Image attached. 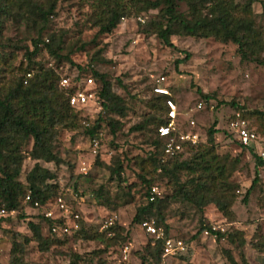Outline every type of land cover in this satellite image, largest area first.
Listing matches in <instances>:
<instances>
[{
    "label": "rangeland",
    "instance_id": "374dc122",
    "mask_svg": "<svg viewBox=\"0 0 264 264\" xmlns=\"http://www.w3.org/2000/svg\"><path fill=\"white\" fill-rule=\"evenodd\" d=\"M232 1L240 7L245 3V0ZM37 2L43 10L53 3V11L45 26L27 12L19 16L16 10L0 18V97L24 71L30 70L32 74L38 67L57 70L58 75L67 71L74 75L75 66H78L84 75L91 76V71H95L106 77L111 92L123 103L124 116L110 115L96 103H87L81 110H63L58 118L60 123L53 130L56 133L54 152L62 164L58 167L52 163L41 165L55 174L56 194L65 195L66 204L79 217L78 226L83 233L100 236L114 225L121 230L114 232V236L106 233L93 241L72 236L75 231L56 242L49 235L48 225L41 221L39 212L20 202V208L0 223V264H8L9 258L10 245L4 234L18 233L30 239L27 223L38 224L41 236L52 244L47 252H40L30 241L24 247V264H68L73 259L69 257L74 255L77 256L76 264H141L142 258L147 264H155V259H149L145 252L156 241L147 236L139 224L131 221L137 207L146 203L143 197L146 186L140 182L139 176L156 186L161 197H169L174 189L171 183L152 170L147 160L151 149L149 143L155 138V125L148 119L164 120L163 109L158 112L150 108L155 104L152 89L156 86L167 89L175 104L177 133L193 130L198 135L197 143L204 145L205 132L215 122L216 154L237 159L231 177L239 186L231 208L234 221L229 223L222 219L211 205L204 209L202 221L209 227H219V233L242 231L244 238L243 247L236 249L224 238L217 241L210 235L198 234L201 216L188 205L168 203L162 212L168 227L167 237L180 240L184 252L172 257L160 256L157 264H229L222 250H228L236 264H241V257L245 264H264V171L257 169L260 182L242 205L240 201L254 177V161L247 151L237 147L230 128L234 121L231 119L237 112L248 129L264 136V0H254L250 7L255 43L258 44L252 58L260 64L241 60L235 45L211 38L170 37L173 48L165 47L154 34L155 24L164 23L159 11L163 9L162 5L158 10L139 14L133 8L129 19L121 20L109 34L98 35L106 0ZM176 10L187 15L186 0L177 2ZM36 38L56 48L59 59L50 56L39 44L37 54L29 62L25 52L31 51L32 41ZM186 54L188 59L175 65V61L183 59ZM91 80L88 88L94 89ZM56 87L64 90L59 85ZM198 92L208 99H201ZM197 105L200 109H196ZM98 117L102 120L97 131L99 142L96 141L93 147L84 130ZM110 119L118 122V127L113 130L114 136L110 135L107 126ZM190 122L193 126H189ZM140 124L144 126L142 131L132 130ZM188 157L185 153L181 159ZM116 160L123 167L121 178L124 182L119 191L116 183L109 180L106 169ZM33 164L34 161L27 158L21 163L18 180L23 185L24 175ZM81 168L85 169V175L81 174ZM180 179L184 181L185 176ZM100 186L104 187L114 205L101 206L94 199L93 193ZM148 220L162 229L154 219ZM108 222L111 226L103 228ZM123 247L127 248L126 258L122 254Z\"/></svg>",
    "mask_w": 264,
    "mask_h": 264
},
{
    "label": "trees",
    "instance_id": "16d2710c",
    "mask_svg": "<svg viewBox=\"0 0 264 264\" xmlns=\"http://www.w3.org/2000/svg\"><path fill=\"white\" fill-rule=\"evenodd\" d=\"M179 1L181 0H106L107 3L104 4L106 9L101 12L102 20L97 34H109L120 24L121 20L130 18L133 8L136 11L135 13L139 14L150 10H158L162 5L163 9L159 11L164 23L155 24L156 31L154 34L165 47L173 48L169 41L170 37H190L201 40L211 38L220 43L235 45L241 60L260 64L252 58L258 45L255 43L256 33L250 18V7L254 0H245L241 7L234 4L232 0H186L188 5L187 15L177 12L176 3ZM12 10L18 11L19 16H24L27 12L28 15L37 18L45 26L47 18L53 11V3L48 4L47 8L43 10L37 0H0V18L9 16ZM262 14L264 15V7H262ZM39 44L45 47L50 56L59 59L56 48L53 49L52 45L44 44L36 38L32 41L31 51L25 52L26 59L29 62L37 54ZM188 57L189 55L186 54L183 59L176 60L175 65L185 62ZM63 58L70 65H73L67 57ZM82 71L78 66H75L74 75H71L70 71L58 75L54 69H43L41 67L34 69L32 74L30 70L24 71L5 95L0 97V211L4 213L0 214V223L9 216V212L17 211L20 208V202L32 210H34L33 203H37L39 207L37 212H40L56 196H61L65 202V195L56 194L55 174L44 168L41 163H52L56 167L62 164L61 159L54 152L53 141L56 138V133L53 130L59 125L58 118L61 117L63 110H81V107H70L68 105V98L73 93L76 83L86 77L93 79L95 85L93 89L94 100L98 107L110 115H116L120 118L124 116L123 103L118 96L111 92L110 83L106 80V77L91 70V76L84 75L85 73ZM26 75H29V77L26 78ZM62 77L70 79L71 87L64 89L65 91L58 90L56 87ZM198 94L201 99H208L207 96L199 92ZM152 95L155 97L153 99L155 104L151 105L150 108H155L158 112L163 109L164 120L148 119V122L155 125V138L149 143L151 149L147 160L152 170L171 183L174 189L169 197H161L150 203L147 201V197L153 184L139 176L140 182L146 186L143 196L146 203L137 207L131 221L132 224H139L140 226L144 220L154 219L157 226H162L164 238H167L168 227L165 225L162 212L168 203H182L192 207L201 216L198 231V234L201 235L204 230L209 228L202 221L204 209L207 206H213L222 219L232 223L235 216L231 208L235 203V194L238 192L239 186L231 180V177L236 170L238 161L226 154H216L214 135L217 133V129H215V122L205 132L206 141L204 145H199V143L194 145L184 144L178 153L166 156L163 154L166 139L159 138L156 129L166 122L164 101L167 97ZM60 101H63V104ZM235 114L239 115L237 112ZM234 115L231 120H235ZM101 121L98 117L84 130V134L90 143L93 140L99 142L97 131L100 129ZM107 126L110 135L114 136L113 130L118 127V122L110 119ZM143 129V124H140L133 127L132 130L142 131ZM252 131L258 137L263 136L258 135L255 130ZM187 132L194 131L188 130ZM259 138L264 142V136ZM29 144H31L30 149L26 151ZM237 147L247 151L254 161V177L240 201L242 205H245L247 197L260 182L257 169L260 168L264 171V162L257 158L254 145L244 147L237 143ZM185 153L189 157L181 159ZM26 158L34 161V164L24 175L25 184L23 185L18 178L21 163ZM106 169L109 180L116 183V188L119 191L120 185L124 182L121 178L123 174L122 165L116 160L113 165L106 167ZM181 176H185L184 181H181ZM26 195L29 196V202L24 203L23 198ZM93 196L101 206L114 205L113 200L104 191L103 186L98 187ZM40 219L49 227L50 222L43 220L41 217ZM77 224H79V221H77ZM27 228L31 233L30 239L18 233L4 234L10 245L8 264H24V247L30 241L37 245L40 252H47L49 245L52 244L49 239L41 236L38 224L27 223ZM117 230L121 229L114 225L104 231L103 235L97 236L91 233H83L78 226V230L72 236L81 240L93 241L104 237L106 233L114 236V232ZM208 232L214 236L215 240L218 241L224 238L229 246H235L236 249L242 248L244 245L242 231L233 230L229 234L213 233L209 230ZM51 238L56 242L61 239V237L54 238L52 236ZM162 246V241H156L154 246L148 248L145 252L149 259H155V264L158 263L162 255ZM221 253L227 263L236 264L228 250H222ZM69 258L73 259L68 264H76V255ZM141 260V264H147L145 258ZM184 264L191 263L185 262ZM241 264H245L242 257Z\"/></svg>",
    "mask_w": 264,
    "mask_h": 264
},
{
    "label": "built area",
    "instance_id": "2783aa9c",
    "mask_svg": "<svg viewBox=\"0 0 264 264\" xmlns=\"http://www.w3.org/2000/svg\"><path fill=\"white\" fill-rule=\"evenodd\" d=\"M57 73V70H54ZM29 75H26L28 78ZM92 84V80L89 77L81 79L78 83L74 85V91L68 98V105L70 107H83L86 106L87 103H95L93 89H89L88 87ZM58 85L63 89H68L71 87L70 79L66 77H62L59 80ZM152 92L156 95H161L167 97L164 101L165 105V119L166 122L159 126L156 129V134L159 138L166 139V143L164 145L163 154L166 156H172L175 153H178L182 145L190 144L194 145L198 142V135L195 132H187L176 133L175 128V118L177 115L175 104L172 100L169 99V93L167 89L162 87H154ZM196 109H200V105L196 106ZM235 120L230 123V128L234 133V138L238 144L241 146H250L254 145L256 148V156L261 161L264 162V142L260 139L252 130L248 129L244 123V121L239 119V115H234ZM189 126H193V122L189 123ZM93 147L96 146L97 142L92 141ZM94 153V150H92ZM81 174L85 175V169H80ZM161 198V192L158 190L156 186H151L148 192L147 201L154 202L157 199ZM23 202H29V196L26 195L23 198ZM33 209L35 211L39 210L38 204L33 203ZM13 212H9L11 215ZM0 214H4L3 211H0ZM39 216L45 220L50 222L49 225V235L54 238H60L63 236H71V234L78 230L77 221L79 219L78 215L71 210V207L67 205L61 196H56L51 202H48L39 212ZM111 226V222H108L103 226V228H107ZM143 232L154 238L155 241H162V257H172L177 255L180 252L184 251V245L180 240H172L170 238H164L163 230L154 225L152 220H144L140 224ZM209 231L215 233L220 232L219 227L211 226L208 228ZM208 230H204L202 232L203 236L210 235ZM126 247H123L122 254H124L126 258ZM124 258V257H123Z\"/></svg>",
    "mask_w": 264,
    "mask_h": 264
},
{
    "label": "crops",
    "instance_id": "0c3cea01",
    "mask_svg": "<svg viewBox=\"0 0 264 264\" xmlns=\"http://www.w3.org/2000/svg\"><path fill=\"white\" fill-rule=\"evenodd\" d=\"M30 209V208H29ZM184 252V251H183Z\"/></svg>",
    "mask_w": 264,
    "mask_h": 264
}]
</instances>
